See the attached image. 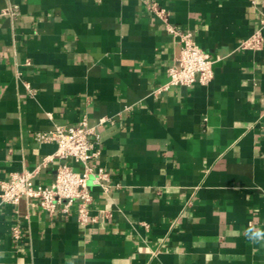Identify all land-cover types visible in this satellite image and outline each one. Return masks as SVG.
<instances>
[{
	"label": "crops",
	"instance_id": "obj_1",
	"mask_svg": "<svg viewBox=\"0 0 264 264\" xmlns=\"http://www.w3.org/2000/svg\"><path fill=\"white\" fill-rule=\"evenodd\" d=\"M153 4L211 55L208 85L163 89L179 39ZM259 30L264 0H0V181L50 185L57 145L34 134L83 118L108 173L86 224L77 201L0 205V264H264L243 235L264 228V47H241Z\"/></svg>",
	"mask_w": 264,
	"mask_h": 264
},
{
	"label": "built area",
	"instance_id": "obj_2",
	"mask_svg": "<svg viewBox=\"0 0 264 264\" xmlns=\"http://www.w3.org/2000/svg\"><path fill=\"white\" fill-rule=\"evenodd\" d=\"M152 10L166 22L169 32L179 39V52L169 69V82L163 89L208 85L215 75V61L211 55L196 43L191 32L171 25L165 10L159 9L156 4H153ZM8 13L19 15V10L14 7ZM241 47L250 51L261 50L264 47L262 31L244 39ZM103 124L104 120H101L99 124L91 126L88 119L83 118L77 125H59L50 131L36 132V142L57 145L55 153L47 156L44 162L59 159L55 179L50 185H41L34 182L36 171L15 172L8 180L0 181V205H17L22 198H27L54 215L58 210L69 213L77 201L79 221L86 224L90 220L89 207L94 198L91 187L108 177L104 168L95 172L90 165V161L100 154L97 146L101 142L100 128ZM71 162L81 165L83 171L76 170ZM20 235V228H13V236L19 238Z\"/></svg>",
	"mask_w": 264,
	"mask_h": 264
},
{
	"label": "clouds",
	"instance_id": "obj_3",
	"mask_svg": "<svg viewBox=\"0 0 264 264\" xmlns=\"http://www.w3.org/2000/svg\"><path fill=\"white\" fill-rule=\"evenodd\" d=\"M243 235L251 244L264 247V228H258L250 224L244 229Z\"/></svg>",
	"mask_w": 264,
	"mask_h": 264
}]
</instances>
